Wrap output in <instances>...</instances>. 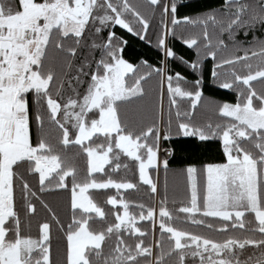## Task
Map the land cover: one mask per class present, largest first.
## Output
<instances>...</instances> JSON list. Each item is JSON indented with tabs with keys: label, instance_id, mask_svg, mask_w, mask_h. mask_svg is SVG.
I'll list each match as a JSON object with an SVG mask.
<instances>
[{
	"label": "snow or ice",
	"instance_id": "snow-or-ice-1",
	"mask_svg": "<svg viewBox=\"0 0 264 264\" xmlns=\"http://www.w3.org/2000/svg\"><path fill=\"white\" fill-rule=\"evenodd\" d=\"M190 7L189 0H0V264H264V0H222L192 15L183 11ZM117 27L145 43L153 30L162 66L130 61ZM178 28L191 34L177 37ZM177 38L195 60L174 51ZM208 59L213 82L236 100L216 103L217 120L198 121ZM174 61L198 78L174 71ZM181 138L198 148L216 142L221 162H187L179 172L189 199L169 207V157L177 150L164 143ZM133 167L136 182L117 179ZM161 169L156 204L127 198L141 185L157 194ZM62 191L66 220L42 198ZM101 191L103 203L95 197ZM38 204L48 218L34 231ZM54 231L62 254L54 255Z\"/></svg>",
	"mask_w": 264,
	"mask_h": 264
},
{
	"label": "trees",
	"instance_id": "trees-1",
	"mask_svg": "<svg viewBox=\"0 0 264 264\" xmlns=\"http://www.w3.org/2000/svg\"><path fill=\"white\" fill-rule=\"evenodd\" d=\"M133 2H140V0H133ZM191 3L190 8L183 9L186 14L192 15L196 14L200 11L208 10L212 7L217 6L222 2V0H189ZM159 13L157 12L156 17L153 19V25L158 28L159 25ZM119 35H122L125 39L128 40V46L125 48L126 57L130 59V61L139 62L141 60H147L149 63L154 66H162L161 62L164 60V52L161 49H158L156 46V39L153 34V30H150L149 37L151 39V43H145V41L140 40L138 37L133 36L130 33H127L126 30L120 29L117 27L116 29ZM180 34L190 35L191 33L185 31L183 28L177 29V37ZM174 51L179 55L183 56L185 59L192 61L195 60V52L192 49L187 48L179 38L172 40V45ZM232 52L225 53V55H231ZM171 60V58H169ZM174 71L180 72L185 75L188 79L194 80L198 78L199 73H193L189 70L185 65L181 64L179 61L171 62L169 65ZM213 68V62L211 59L205 61L204 66V94L205 98L203 100V107L198 108L196 119L198 121L205 120H217L218 117L216 115V103L219 102H232L234 103L236 100V94L231 92L230 90L221 89L217 86L216 83L213 82L211 77V69ZM153 86H155L156 81L153 80ZM259 87V85H258ZM184 107L187 108L188 104L185 102ZM56 135V133H53ZM197 141L193 138H181L179 141L169 144L168 142L164 143V147L176 148V154L169 158L170 169L171 171L168 173L167 181V195L169 199V207H173L172 202H180L187 201L189 199V191L186 184V178L183 174L179 172L180 169L184 168L187 162H201V161H215L221 162L220 152L217 151L216 142H212L208 148H198ZM77 149H69V155L74 154ZM77 166L80 169L85 168V159L83 156L79 157L76 161ZM133 180L136 182L138 179V173H136L135 167L132 168V171L128 173H124L123 171L117 176V179L125 178ZM32 183L35 185L36 181L33 180ZM164 183V174L163 169L160 172V181H159V191L157 194L153 195L150 193L148 186L141 185L139 191L129 190L125 195L130 200L144 202L145 204H156L159 199L162 198L164 193L163 188ZM114 193V190H109ZM38 195H41L38 193ZM95 197L98 201L103 203L105 199V194L103 191L95 193ZM42 198L50 205V207L62 218L67 219L68 216V203H69V193L66 191H62L59 193H45L42 194ZM38 212L39 215L33 221V230L35 231L36 223L39 220L48 218V214L45 210L40 208L38 204ZM143 227L145 229H150V225L147 221L142 222ZM177 227L187 228L192 231L202 232L205 235H212L214 238L221 239L223 238L221 235L217 233H210L206 229L203 228H195L190 224H180L177 223ZM53 247H54V255L57 251L62 254V250L64 247V242L62 237H58L57 234L53 233ZM159 236V232L157 230V237ZM151 240V235L148 238ZM251 251V250H249Z\"/></svg>",
	"mask_w": 264,
	"mask_h": 264
},
{
	"label": "rangeland",
	"instance_id": "rangeland-1",
	"mask_svg": "<svg viewBox=\"0 0 264 264\" xmlns=\"http://www.w3.org/2000/svg\"><path fill=\"white\" fill-rule=\"evenodd\" d=\"M163 153V152H162ZM161 158L163 159V158H165V156H164V153L163 154H161Z\"/></svg>",
	"mask_w": 264,
	"mask_h": 264
},
{
	"label": "built area",
	"instance_id": "built-area-1",
	"mask_svg": "<svg viewBox=\"0 0 264 264\" xmlns=\"http://www.w3.org/2000/svg\"><path fill=\"white\" fill-rule=\"evenodd\" d=\"M161 154H163V153H161Z\"/></svg>",
	"mask_w": 264,
	"mask_h": 264
},
{
	"label": "bare ground",
	"instance_id": "bare-ground-1",
	"mask_svg": "<svg viewBox=\"0 0 264 264\" xmlns=\"http://www.w3.org/2000/svg\"><path fill=\"white\" fill-rule=\"evenodd\" d=\"M170 158V157H169Z\"/></svg>",
	"mask_w": 264,
	"mask_h": 264
}]
</instances>
